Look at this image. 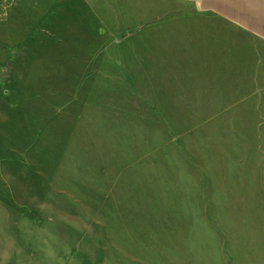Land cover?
<instances>
[{
	"label": "rangeland",
	"instance_id": "1",
	"mask_svg": "<svg viewBox=\"0 0 264 264\" xmlns=\"http://www.w3.org/2000/svg\"><path fill=\"white\" fill-rule=\"evenodd\" d=\"M153 3L0 0V264H264V42Z\"/></svg>",
	"mask_w": 264,
	"mask_h": 264
},
{
	"label": "crops",
	"instance_id": "2",
	"mask_svg": "<svg viewBox=\"0 0 264 264\" xmlns=\"http://www.w3.org/2000/svg\"><path fill=\"white\" fill-rule=\"evenodd\" d=\"M148 1L154 3L145 7L149 17L144 20L143 24L138 25L137 33L138 40H145L143 45L146 49L151 43H153V47L158 46L157 40H161L163 43L162 41L168 38V35L180 31L181 20L193 16L192 14L213 18L264 42V0ZM186 30H193V28L186 27ZM220 30L217 26V31ZM111 38L112 30L110 28L109 39L111 40ZM155 50L157 49H152L153 54H156Z\"/></svg>",
	"mask_w": 264,
	"mask_h": 264
}]
</instances>
